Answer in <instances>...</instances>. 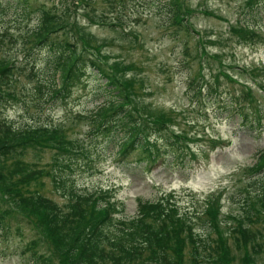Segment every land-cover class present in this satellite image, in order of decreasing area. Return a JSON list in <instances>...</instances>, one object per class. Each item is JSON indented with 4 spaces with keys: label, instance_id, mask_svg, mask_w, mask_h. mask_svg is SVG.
Returning <instances> with one entry per match:
<instances>
[{
    "label": "rangeland",
    "instance_id": "rangeland-1",
    "mask_svg": "<svg viewBox=\"0 0 264 264\" xmlns=\"http://www.w3.org/2000/svg\"><path fill=\"white\" fill-rule=\"evenodd\" d=\"M182 3L188 21L180 19L179 25L168 0H29L28 9L21 0H0V68L11 61L17 66L0 81L5 94L0 126L47 123L50 130L85 142L89 159L78 156L73 170H62L71 177L68 184L105 195L123 217L137 212L139 198L171 203L191 220L198 249L227 231V251L215 264H264V195H257L264 167L252 168L264 151V0ZM39 7L59 12L68 39L113 66L143 122L165 120L167 132L179 134L180 148L169 147L166 131L150 136L167 153L149 169L138 151L116 154L119 134L89 137L86 116L109 95L93 73L65 97L47 104L37 99L34 87L50 51L29 47L24 37L40 23ZM46 144L24 142L0 152L3 205L13 214L0 226V264H36L29 247L40 234L29 203L33 195L61 207L68 201L55 184L61 173L51 175L53 149ZM213 214L219 228L208 233L197 217ZM241 225L249 232H236ZM194 246L187 241V264L195 257ZM42 251L52 254L53 264H76L49 243L38 247Z\"/></svg>",
    "mask_w": 264,
    "mask_h": 264
},
{
    "label": "trees",
    "instance_id": "trees-1",
    "mask_svg": "<svg viewBox=\"0 0 264 264\" xmlns=\"http://www.w3.org/2000/svg\"><path fill=\"white\" fill-rule=\"evenodd\" d=\"M168 1L172 5L173 22L180 25V19L188 21L182 0ZM21 3H24V8H30L29 0H21ZM37 10L40 23L36 28L28 30L24 37V44H30L29 47L44 45L50 51L45 61L46 69H43L45 66L40 69L41 74L38 75L34 87L37 99L42 97L41 101L46 100L44 103L47 104L65 97L75 83L93 73L103 83V88L109 95L86 116L91 123L89 137L119 134L121 138L116 154L126 157L138 151L140 160L148 164V167L151 165L149 169L157 165L162 158L160 156H165L167 150L163 149L164 146L160 147L152 142L150 136L162 135V131H168L165 120L158 117L144 123L143 115L137 113V107L115 68L101 59L98 53L86 54L71 42L64 31V19L59 12L45 7H39ZM2 62L6 64L4 60ZM14 63L11 61L4 68H0V81L7 77L4 72L17 69ZM4 95L0 90V99H3ZM40 103L38 109L41 110L44 105L41 107ZM47 129H52L47 123L42 125V128H37V124L14 125L10 121L2 122L0 126V152L4 153L5 149L24 142H28V145L35 144V141L41 145L47 143L46 145L52 146L50 148L53 149L51 161L55 166L51 175L54 171L61 173L54 180L67 197L68 201L64 206L61 207L52 199L36 194L29 199L39 219L40 234L34 237L29 245L36 264H53L51 253L38 252L42 243H49L59 253H65L68 261L76 264H99L106 260L118 264H187L184 261L187 241L195 245L193 249L196 253L191 264H215L216 260L223 258L227 251L228 237L224 235L227 231L220 230L219 236L213 241L203 240L204 250L198 249L199 244L195 243L197 240L194 237L195 227L191 220L189 223V219L180 215L171 203L167 205L160 199L152 201L139 198L137 212L133 216L123 217L115 201L105 195L98 197L95 193L78 190L73 182L68 184L71 177L63 174L62 170H73L72 162L78 156L89 159L90 148L79 139L67 138L64 133L55 132L54 127L50 130L53 132L52 136L48 137L51 132L46 133ZM165 137L170 141L169 147L180 148L179 134L172 132ZM41 138L48 140L43 141ZM258 157L257 165L252 167L254 170L264 167V151ZM261 187L263 190L258 196L264 195V182ZM3 201L0 190L1 227L7 217L13 215L10 207L3 205ZM209 207L211 208L210 203ZM206 211H202V214L208 213ZM197 220L204 225L208 233L219 228L215 215L206 220L198 216ZM238 230H242L241 234L249 232L242 225L236 232H239ZM18 231L21 234L19 227ZM200 251L203 253H199Z\"/></svg>",
    "mask_w": 264,
    "mask_h": 264
}]
</instances>
